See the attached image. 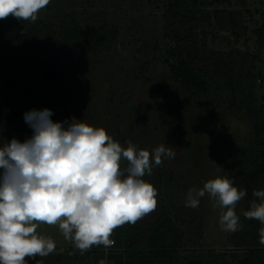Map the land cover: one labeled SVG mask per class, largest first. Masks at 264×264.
I'll list each match as a JSON object with an SVG mask.
<instances>
[{
	"label": "trees",
	"instance_id": "1",
	"mask_svg": "<svg viewBox=\"0 0 264 264\" xmlns=\"http://www.w3.org/2000/svg\"><path fill=\"white\" fill-rule=\"evenodd\" d=\"M230 5V0H167L162 13L163 36L167 47L163 63L170 80L185 94L186 101L167 108L157 117V126L170 145L188 142L194 131L191 111H196L202 99L209 102L227 97L226 111L247 120L253 138L237 157L238 169L227 176L233 185L246 191L235 211L242 212L243 229L229 237L233 259L213 251L183 254L186 219L162 211L153 218L147 214L135 224L114 229L112 247L105 254L103 245L93 246L81 254L70 249L68 254L56 253L64 264H264V246L259 244L258 220L247 219L255 199L254 190H264V98L257 95L260 80L258 64L264 49V24L254 30L257 51L238 47L218 51L207 47L222 31H228L234 42L245 35V23L240 11L214 6ZM240 4L246 5L245 0ZM215 3V4H216ZM248 12V11H247ZM118 28L105 14L89 15L83 21L76 14H62L58 29L42 20L22 21L12 15L0 19V95L5 115L7 140L24 142L33 134L24 114L32 110L50 109L53 122L63 119H83L93 112V103L86 88L88 64L110 55L116 43ZM217 101V100H216ZM218 106V105H216ZM190 111L184 115V111ZM192 113V114H191ZM145 131L141 119L136 120ZM0 137V144H3ZM195 222V218H189ZM230 256V257H231ZM239 256V257H238Z\"/></svg>",
	"mask_w": 264,
	"mask_h": 264
},
{
	"label": "rangeland",
	"instance_id": "2",
	"mask_svg": "<svg viewBox=\"0 0 264 264\" xmlns=\"http://www.w3.org/2000/svg\"><path fill=\"white\" fill-rule=\"evenodd\" d=\"M166 1L50 0L49 5L38 13L37 19L58 29L62 14H76L83 21L89 15L101 13L118 28V37L110 55L86 67V88L93 103V112L80 120L94 127H103L115 142L124 147L127 141L150 153L161 144L170 147L175 152L174 158L165 159L160 166L153 167L151 175L144 176L145 181L158 192L157 207L147 217L153 218L162 211L172 217L180 215L186 219V225L180 226L184 231L183 254L213 251L231 261L233 257L227 251L232 248L229 243L232 233L221 230V209L213 207V201L207 194L200 198L197 209L186 207V197L190 188H202L209 179L234 173L238 169V153L253 138V130L247 120H239L226 111L227 97L219 93L220 100L209 102L202 99L196 111H191L193 139L175 145L165 141L156 124L158 115L186 101L185 94L170 80L168 68L163 63L168 45L163 36L162 18ZM230 1V5L215 2L214 6L240 11L245 35L238 42L232 38L226 41L230 33L222 31L213 42L208 38L207 47L218 51L238 47L256 52L254 30L264 24V0H245V6L240 4V0ZM260 56L262 61L258 68L261 76L257 82V95L264 98V49ZM189 112L185 110L184 115ZM5 115L0 95V137L3 142L8 141ZM137 119L143 121L145 131L136 126ZM65 121L71 122L66 118L63 119ZM125 166L126 163H122L121 167ZM236 213L242 230V212ZM191 217L196 221L190 222ZM37 231L55 241L56 251L46 257H26L27 264H37L38 260L42 264H64L57 261L55 254H68L70 249H76L71 241L64 239L58 226L41 224ZM103 248L106 254L109 248Z\"/></svg>",
	"mask_w": 264,
	"mask_h": 264
},
{
	"label": "clouds",
	"instance_id": "3",
	"mask_svg": "<svg viewBox=\"0 0 264 264\" xmlns=\"http://www.w3.org/2000/svg\"><path fill=\"white\" fill-rule=\"evenodd\" d=\"M49 3L0 0V19L12 15L35 22ZM52 115L47 108L26 112L32 136L24 142L12 138L0 144V264H27L26 257L55 252V241L37 231L41 224L58 226L81 254L93 246L112 247L114 229L135 224L155 210L158 192L144 176L175 156L164 144L151 153L131 141L124 147L103 127L75 118L53 122ZM206 194L213 207L221 209V230L239 231L235 209L246 191L217 176L202 188H190L186 207L197 209ZM252 195L255 199L243 215L264 225V190H254ZM259 244L264 246V226L259 229Z\"/></svg>",
	"mask_w": 264,
	"mask_h": 264
}]
</instances>
